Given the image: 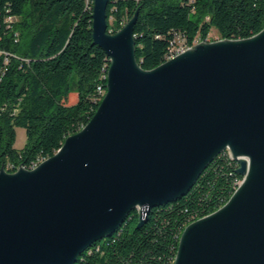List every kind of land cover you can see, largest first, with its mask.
Returning a JSON list of instances; mask_svg holds the SVG:
<instances>
[{
  "label": "water",
  "instance_id": "95a60500",
  "mask_svg": "<svg viewBox=\"0 0 264 264\" xmlns=\"http://www.w3.org/2000/svg\"><path fill=\"white\" fill-rule=\"evenodd\" d=\"M110 1H93L94 44L110 59L97 113L36 169L0 171V264H76L133 211L143 224L185 196L225 151L244 181L186 227L175 264H264V30L145 71L138 15L113 34Z\"/></svg>",
  "mask_w": 264,
  "mask_h": 264
},
{
  "label": "trees",
  "instance_id": "16d2710c",
  "mask_svg": "<svg viewBox=\"0 0 264 264\" xmlns=\"http://www.w3.org/2000/svg\"><path fill=\"white\" fill-rule=\"evenodd\" d=\"M93 1L0 0V171L40 165L97 113L110 59L94 44ZM136 15V59L145 71L168 61L179 36L192 45L264 30V0H111L109 31ZM18 128L27 133L23 149L15 146ZM239 168L229 151L221 153L185 196L154 208L143 224L133 211L76 264H175L186 227L229 202L243 180Z\"/></svg>",
  "mask_w": 264,
  "mask_h": 264
},
{
  "label": "built area",
  "instance_id": "2783aa9c",
  "mask_svg": "<svg viewBox=\"0 0 264 264\" xmlns=\"http://www.w3.org/2000/svg\"><path fill=\"white\" fill-rule=\"evenodd\" d=\"M190 1H194V0H190ZM12 20H13V18H9L8 19V21H12ZM202 42L207 43V42H210V41H208V40L207 41H200V40L198 41L197 40V41L194 42V44L189 45V43L187 41V38L179 36L178 39H176V41L173 43V46L170 49L169 53L166 55V57L179 56L182 53H184L185 51L193 48V46H197L198 44H200ZM99 89H101V87ZM232 159L235 160L234 158H232ZM240 159H244V160L249 162V158L240 157ZM236 161H239V160H236ZM35 166H39V165H35ZM23 168L28 170V168H26V167H23Z\"/></svg>",
  "mask_w": 264,
  "mask_h": 264
},
{
  "label": "rangeland",
  "instance_id": "374dc122",
  "mask_svg": "<svg viewBox=\"0 0 264 264\" xmlns=\"http://www.w3.org/2000/svg\"><path fill=\"white\" fill-rule=\"evenodd\" d=\"M211 34V37L217 36L216 31L213 30ZM27 143V133L24 128H18L17 129V140H16V148L17 149H23L26 146Z\"/></svg>",
  "mask_w": 264,
  "mask_h": 264
},
{
  "label": "bare ground",
  "instance_id": "6f19581e",
  "mask_svg": "<svg viewBox=\"0 0 264 264\" xmlns=\"http://www.w3.org/2000/svg\"><path fill=\"white\" fill-rule=\"evenodd\" d=\"M207 43H210V42H207ZM193 47H195V46H193ZM175 57H177V56H172V57H169L168 58V61H170V60H172V59H174ZM167 62V61H166ZM109 69H110V66L106 69V71H107V74H106V80H108V73H109ZM100 91H102V92H104L103 91V88H101L100 89ZM103 94V93H102ZM231 153V152H230ZM231 156H232V158H233V155L231 154ZM38 166H36V167H34L33 169H28V170H34V169H36ZM7 171V170H6ZM9 172V171H8ZM9 173H12V172H9ZM243 181H244V177H243V180L242 181H240V183L237 185V188H236V190L239 188V186L243 183ZM236 192V191H235Z\"/></svg>",
  "mask_w": 264,
  "mask_h": 264
}]
</instances>
